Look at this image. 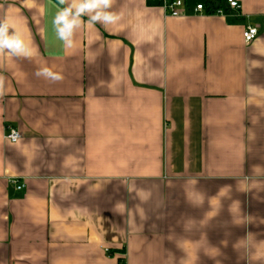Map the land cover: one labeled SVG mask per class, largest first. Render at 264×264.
Segmentation results:
<instances>
[{
    "label": "crops",
    "instance_id": "crops-1",
    "mask_svg": "<svg viewBox=\"0 0 264 264\" xmlns=\"http://www.w3.org/2000/svg\"><path fill=\"white\" fill-rule=\"evenodd\" d=\"M56 2L0 0L32 49L0 54V264H264V0H115L68 50Z\"/></svg>",
    "mask_w": 264,
    "mask_h": 264
},
{
    "label": "clouds",
    "instance_id": "clouds-1",
    "mask_svg": "<svg viewBox=\"0 0 264 264\" xmlns=\"http://www.w3.org/2000/svg\"><path fill=\"white\" fill-rule=\"evenodd\" d=\"M114 4L115 0H57L56 12L52 18L55 38L68 50L75 47L76 34L85 24L91 26L99 24L105 28L118 24L122 19V13L113 10ZM84 17H87V20ZM0 54H10L24 59H30L32 56L30 44L9 23L6 16L0 18ZM34 75L52 83L64 79L61 72L54 71L49 66L38 67ZM6 87V78L0 75V97L6 94Z\"/></svg>",
    "mask_w": 264,
    "mask_h": 264
},
{
    "label": "built area",
    "instance_id": "built-area-1",
    "mask_svg": "<svg viewBox=\"0 0 264 264\" xmlns=\"http://www.w3.org/2000/svg\"><path fill=\"white\" fill-rule=\"evenodd\" d=\"M163 8L168 16L170 17H182L184 15V11L187 8V3L185 0H162ZM241 6L238 2V0H226V5L224 8L219 9H213L214 15H222L224 13L225 8L231 9V10H237ZM207 7L204 3H199L193 8L194 14H199L203 11H206ZM259 35V30L256 26L248 25L244 31H243V38L246 43L253 42ZM10 133V135H9ZM7 140L13 143L18 142L22 139L23 134L14 128H9L7 131L6 136ZM16 185V188L18 190H21L24 186L22 184H18L17 182H14Z\"/></svg>",
    "mask_w": 264,
    "mask_h": 264
},
{
    "label": "trees",
    "instance_id": "trees-1",
    "mask_svg": "<svg viewBox=\"0 0 264 264\" xmlns=\"http://www.w3.org/2000/svg\"><path fill=\"white\" fill-rule=\"evenodd\" d=\"M203 3L208 8L209 12L213 13V9L224 8L226 5V0H204Z\"/></svg>",
    "mask_w": 264,
    "mask_h": 264
},
{
    "label": "rangeland",
    "instance_id": "rangeland-1",
    "mask_svg": "<svg viewBox=\"0 0 264 264\" xmlns=\"http://www.w3.org/2000/svg\"><path fill=\"white\" fill-rule=\"evenodd\" d=\"M204 2V0H187V2H189V3H191V4H194V5H196L197 4V2Z\"/></svg>",
    "mask_w": 264,
    "mask_h": 264
}]
</instances>
